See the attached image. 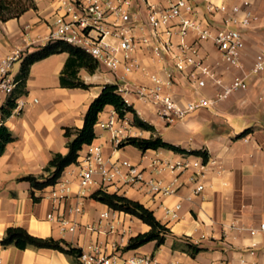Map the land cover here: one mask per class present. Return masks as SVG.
I'll use <instances>...</instances> for the list:
<instances>
[{
  "label": "crops",
  "instance_id": "0c3cea01",
  "mask_svg": "<svg viewBox=\"0 0 264 264\" xmlns=\"http://www.w3.org/2000/svg\"><path fill=\"white\" fill-rule=\"evenodd\" d=\"M35 10H28L19 18L0 21V59L19 50L23 58L45 46L48 23L56 19V0H32ZM250 4L255 19L244 29V48L240 66L226 68L210 42L205 44L209 63L223 84L234 77H244L247 89L237 91L228 99L215 103L212 107L197 110L184 120L171 125L158 118L150 107L129 98V103L140 117L153 126L155 132L142 131L130 127L136 138L160 137L165 143L187 151L206 152L209 161H214L205 171L202 182L204 189L195 194L193 182L189 181L193 168L184 172L166 170L152 174L164 185L173 182V194L155 197L134 188L123 187V197L138 202L150 210L154 217L169 233L162 245L149 242L135 250L125 251L128 240L149 231V227L137 218L111 210L106 223L114 226L108 232L107 225L101 233L91 232L87 227L97 226L99 214L109 210L106 206L89 198L93 189L83 198L84 214L68 216L66 210L76 203L70 198L62 204L59 213L65 209V216L80 224L71 233L60 229L47 215L54 210L49 199L52 186L43 190H33L26 176L43 175V168L56 153L67 152V139L63 128L80 129L89 104L96 98L102 86L113 84L107 73L88 74L80 69L77 76L87 85L88 90L62 88L60 75L68 58L66 53L52 55L32 64L22 88L16 94L19 104L4 122L11 132L13 141L8 143L0 156V240L8 228L20 227L38 238L64 240L73 247L87 250L92 244L103 249L105 256L115 260V264H129L127 259L135 255L152 256L160 264H264V234L256 230L264 222V70L259 75H251L250 70L256 54L264 48V0H196L200 14L206 4L238 5ZM144 15V10H141ZM220 16L216 17V20ZM190 39V38H188ZM33 40L39 42L33 44ZM15 63V64H16ZM14 64V65H15ZM147 72L158 71V66L150 61L142 62ZM13 69V68H12ZM132 80L148 83L142 75L136 74ZM218 91L209 82L199 94L212 98ZM183 93L188 95L185 88ZM115 114L111 106H106L98 118L104 119ZM132 121V115L125 116ZM103 147V154L111 159H127L144 171V178L150 177V161L160 158L172 162L191 163L199 156L176 154L164 149L141 152L125 146L113 150L110 136L95 125V138L91 142ZM78 169L74 165L65 168L57 182H68L72 192L78 190ZM112 193V190H109ZM36 199V201L33 199ZM180 205L178 219L165 216V208ZM193 244L202 251L190 257L185 246ZM0 264H77L71 256L50 249L24 250L0 245Z\"/></svg>",
  "mask_w": 264,
  "mask_h": 264
},
{
  "label": "built area",
  "instance_id": "2783aa9c",
  "mask_svg": "<svg viewBox=\"0 0 264 264\" xmlns=\"http://www.w3.org/2000/svg\"><path fill=\"white\" fill-rule=\"evenodd\" d=\"M54 9L56 19L48 23L45 45L61 42L85 52L96 62L97 70L112 77L111 85L117 87V93L129 106L133 107L129 103L132 97L150 107L167 125L182 121L197 110L212 107L231 94L247 89L244 77H234L229 83H222L209 63V55L205 54V44L211 43L226 68L239 67L244 48L243 30L250 27L255 19L248 2L243 6L208 3L203 14H200L196 0H56ZM217 16H220L218 20ZM37 42L39 40H33V44ZM22 57L23 54L16 50L0 59V126L5 122L3 107L16 86L11 71ZM144 61L157 65L158 71L147 72L142 65ZM263 70L264 48L256 54L250 74L259 75ZM136 74L142 75L148 83L140 84L132 80L131 77ZM209 82L218 88L212 98L199 94ZM185 88L188 95L183 93ZM18 108L16 103L12 113ZM131 123L125 117L112 115L98 118L96 126L109 134L111 147L118 150L127 138L134 137L129 131L133 127ZM210 164L214 161L203 162L202 157L191 163L153 158L149 165L150 177L144 178V171L139 166L127 159L107 158L101 145L90 143L83 147L73 164L78 169L77 192L71 191L68 182H56L49 199L58 212L48 214L47 219L56 221L63 231L76 232L80 224L65 214L82 216V200L95 188L122 197L123 187L143 191L152 200L169 196L176 191L173 182L164 185L152 177V174L166 170L184 172L193 168L189 181L195 185L194 193L199 194L204 189L202 180ZM72 196L76 203L69 206L66 213L65 209L59 213L58 208ZM179 209V204L165 208V216L177 220ZM110 215L111 209L100 213L97 226L87 227V230L101 233L107 225L108 232H113L114 226L106 223ZM256 232L264 234V222L256 230H250V234ZM105 250L106 247L103 249L92 244L87 250H81L78 262L115 264L112 257L105 256ZM126 262L160 264L147 255H135Z\"/></svg>",
  "mask_w": 264,
  "mask_h": 264
},
{
  "label": "trees",
  "instance_id": "16d2710c",
  "mask_svg": "<svg viewBox=\"0 0 264 264\" xmlns=\"http://www.w3.org/2000/svg\"><path fill=\"white\" fill-rule=\"evenodd\" d=\"M35 10V4L32 0H0V21L4 22L9 19L19 18L28 10ZM66 53L68 58L60 75V85L62 88L88 90L90 85L85 84L77 73L80 69H84L88 74H94L97 70L96 62L85 52L74 48L68 44L56 42L47 44L44 47L27 54L20 66L18 75L14 78L16 86L8 98L6 106L3 107V120H6L16 107V94H22V88L28 77L29 68L32 64L46 59L52 55ZM106 106H111L119 118H124L126 114H132L131 125L142 131L154 133L155 130L148 122L140 119L132 106H129L124 99L117 93L115 85L106 84L102 86L99 95L92 100L83 118V125L80 129L63 128V136L67 139V152L63 155L56 153L43 168V175L38 177L26 176L23 181L29 182L33 190H43L49 186H53L61 177L65 168L76 163L80 151L84 146L90 144L95 138V125L98 121L99 114ZM13 141L11 132L4 125L0 126V156L3 154L8 143ZM131 146L135 149L145 152L147 150L164 149L176 154L191 155L202 157L203 162H207L208 156L202 151H187L177 146L165 143L160 137L151 136L148 139L130 137L127 138L121 147ZM89 198L97 203L106 206L112 211L121 212L133 216L147 225L150 229L148 232L138 234L131 237L125 251L135 250L149 242H155L159 247L165 241L166 235L169 233L168 228L162 225L153 215L138 202L129 200L116 194H108L102 190H96ZM36 201V199L33 197ZM3 248L16 247L24 250L28 247L35 249H50L71 256L77 264L81 249L73 247L64 240H54L53 238H38L31 236L28 232L20 227L8 228L4 237L0 240ZM185 251L190 257H194L202 251L201 248L193 244H187Z\"/></svg>",
  "mask_w": 264,
  "mask_h": 264
},
{
  "label": "rangeland",
  "instance_id": "374dc122",
  "mask_svg": "<svg viewBox=\"0 0 264 264\" xmlns=\"http://www.w3.org/2000/svg\"><path fill=\"white\" fill-rule=\"evenodd\" d=\"M18 67H19V63H16L14 66H13V69H12V71H11V73H12V75L13 74H15L16 72H17V70H18ZM98 72H99V70H98ZM102 75V74H107L106 72H104V71H100L99 73H96V78H97V81H99L101 78L98 76V75Z\"/></svg>",
  "mask_w": 264,
  "mask_h": 264
}]
</instances>
